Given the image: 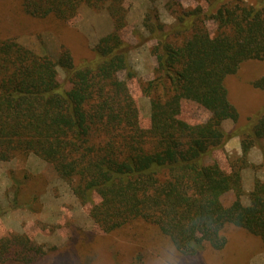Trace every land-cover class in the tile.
I'll list each match as a JSON object with an SVG mask.
<instances>
[{
  "label": "trees",
  "instance_id": "obj_1",
  "mask_svg": "<svg viewBox=\"0 0 264 264\" xmlns=\"http://www.w3.org/2000/svg\"><path fill=\"white\" fill-rule=\"evenodd\" d=\"M102 1L0 0V162L19 154L40 158L69 182L81 205L89 206L103 235L146 226L177 261L221 251L228 227L264 248V183L254 182L244 205L240 171L252 148L264 142V106L238 126L239 113L225 87L243 64L264 62V0H194L192 8L172 4L174 24L168 29L148 10L147 36L135 33L138 45L153 42L156 64L153 78L140 85L150 103L147 128L141 127L128 88L136 75L129 65L132 47L118 32L124 22L113 9L117 0L107 6L116 19L114 31L78 63L68 51L55 60L7 37L10 16L22 20L14 29L55 26L75 18L82 5L99 8ZM252 86L264 91V76ZM184 104L203 109L208 119L187 123ZM229 123L240 136L241 155L226 172L212 154L235 135L225 129ZM229 193L234 200L225 206L222 198ZM91 247L76 235L67 253L49 256L50 249L17 235L1 240L0 260L90 264L83 258ZM102 248L101 264H145L140 248L126 263L113 248Z\"/></svg>",
  "mask_w": 264,
  "mask_h": 264
},
{
  "label": "rangeland",
  "instance_id": "obj_2",
  "mask_svg": "<svg viewBox=\"0 0 264 264\" xmlns=\"http://www.w3.org/2000/svg\"><path fill=\"white\" fill-rule=\"evenodd\" d=\"M117 1L119 5H114L113 9L117 11L116 18L120 19L122 15L124 22V27L118 32L121 39L132 47L129 65L136 75V79L128 83V88L138 109L141 127L147 128L150 103L148 97L142 94L140 85L153 78L156 64L150 53L153 42L138 45L139 37L135 33L147 36L143 20L148 10L156 12L160 23L168 29L174 24L170 10L172 4L182 8H192L196 4L194 0ZM110 3L111 0H103L99 8L82 5L75 18L55 26L33 24L25 29H14L13 25L22 23V20L18 19L20 15H14V19L10 16L8 23L11 32L7 37L15 39L37 55H47L55 60L63 51H68L78 63L91 57V50L98 41L114 31L116 19L107 8ZM59 75V81H63L62 72L59 71ZM263 76L264 62H248L234 76L225 80L228 99L239 113L238 126H244L250 116L263 108L264 91L252 86ZM208 117L209 114L203 109L183 105L182 119L187 123H202ZM225 129L235 134L236 127L233 128L230 123L225 125ZM240 155V136L235 134L222 149L213 152L212 158L221 169L229 172L232 162ZM240 171L244 192L241 202L247 205L254 182L264 183V142L252 148L247 167ZM233 200L234 195L229 193L222 198V204L228 206ZM137 226L129 233L103 235L89 217V206L77 201L69 182L62 180L52 165L34 155L23 154L16 155L8 162H0V243L3 239L19 235L41 246L44 251L50 249L53 253L49 256H56L67 253L72 237L78 235L92 246L91 253L83 258L90 264L103 262L104 245L108 251L110 248L117 251L118 259L123 263L131 262V257L140 248L145 264H264V248L259 240L231 227L223 232L227 243L221 251L205 250L197 258L181 262L176 260L173 253H167L156 236L146 232V226ZM0 264L4 263L0 260Z\"/></svg>",
  "mask_w": 264,
  "mask_h": 264
}]
</instances>
